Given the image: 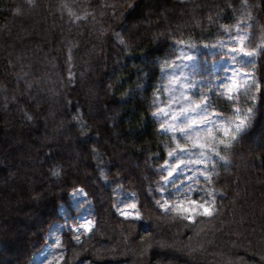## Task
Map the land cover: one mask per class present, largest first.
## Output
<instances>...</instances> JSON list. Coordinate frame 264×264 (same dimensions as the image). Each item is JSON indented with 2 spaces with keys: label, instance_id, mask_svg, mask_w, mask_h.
<instances>
[{
  "label": "trees",
  "instance_id": "trees-1",
  "mask_svg": "<svg viewBox=\"0 0 264 264\" xmlns=\"http://www.w3.org/2000/svg\"><path fill=\"white\" fill-rule=\"evenodd\" d=\"M151 1L0 0V134L22 138L15 149L28 160L20 162L24 177L3 190L27 201L18 210L24 223L9 224L0 208V264H30L77 190L90 205L92 229L75 235L63 228L47 264H264V0ZM145 19L155 24L132 26ZM238 27L247 32L239 49L254 53L247 65L254 77L229 100L206 83L201 57L221 56L203 47ZM190 46L199 60L191 100L208 97L207 110L224 121L254 108L235 141L219 130L200 134L212 158L207 179L185 199L204 204L209 215L160 207L176 201L163 186L162 166L185 143L163 133L154 114L167 67ZM0 150L12 151L1 138ZM14 167L0 154V183ZM127 195L140 219L117 214ZM254 210L261 219L249 216Z\"/></svg>",
  "mask_w": 264,
  "mask_h": 264
},
{
  "label": "rangeland",
  "instance_id": "rangeland-1",
  "mask_svg": "<svg viewBox=\"0 0 264 264\" xmlns=\"http://www.w3.org/2000/svg\"><path fill=\"white\" fill-rule=\"evenodd\" d=\"M146 3L149 6L153 4L151 0H146ZM169 11L170 10H167V13ZM154 24L155 21L153 19H145L132 26L135 28L136 26L150 28ZM246 35L247 32L242 27H238L234 32L228 35L226 40L219 42L212 48L207 46L203 47L205 51L217 50L222 53L221 56L211 60H208L203 56L201 57V61L203 66L210 72V77H208L206 83L212 84L214 88H217L226 95H229L226 89L231 88V95L233 96L242 84L251 81L254 77L253 68L247 66L253 60L254 53L251 57L243 56L239 49V46ZM197 54L198 50L194 49L192 46L186 47L181 51L176 62L167 67V83L162 99L163 104L156 111L155 114L157 115H154L155 118L160 121L161 125H164L165 130H161L163 133L182 137L185 143L184 147H179L173 152L174 154L172 156L168 155L162 169L166 173V177H168L169 171L176 169L177 165L180 166L178 170L174 171V175L169 177L167 181L164 179L163 186L165 189H169L176 193V201L173 204L166 201L168 205L167 208L174 206L178 211L182 213L184 212L188 215H191L198 210L204 212V208L199 207L200 204H191L189 200L185 199V196L190 194L197 180L207 179V163L212 158L211 151L202 142L200 134L211 130H219L223 132L228 121H232L233 124L236 122L233 120L224 121L215 113V115H209L210 123L208 125L203 127H192V130L189 131L187 135L181 134V129H187L189 126L199 125L202 116L204 115L203 109L197 108V105H200L201 103L191 100L189 96V93L194 90L192 84L194 80L191 77V70L197 67V62L199 61ZM186 57H191V59H187ZM207 112L209 114L213 113L209 110H207ZM3 121L4 123L2 126L6 130L9 125L7 117H5ZM213 125H215V127H213ZM22 136L23 141L27 139L24 135ZM0 138L3 148H10L12 150L9 154H5L0 150V154L3 155L7 165H10L13 162L16 167H14L12 173H8L4 181L0 183V208L2 211V219L6 220L9 224L14 220H19L21 223H24V218L21 216L22 212L18 210H20L21 204L27 201V198L22 194H17V192H14L12 195L3 192V190L7 188L8 190H12L13 187L8 186L16 184V179H22L27 172L22 163L23 160H28L25 157H22L24 154L15 149V144L17 145L19 141H22V138L16 137L13 133H8V130L0 134ZM33 138H36V136ZM200 145H204V147H200ZM181 148L185 149V151L180 152L179 150ZM165 193V191H162L163 196ZM84 198V193L81 190H77L71 194V209L67 211L63 208L60 209L59 212L63 218L62 222L52 226L47 243L33 256L30 264H47L51 242H54L57 239V234L63 228L70 229L75 235L88 233L92 229L93 222L90 218V205L84 200ZM133 203L136 204L135 197L132 195L120 197L115 205L117 214L120 217L126 218L121 213L124 211L133 212V210L128 207ZM11 209L14 210L15 213L17 211L19 213L14 214L15 219L8 216V212ZM184 209H189V211H184ZM191 209H195V211H192ZM256 212L257 210H254L251 213L249 212V216H251V218H254L255 216L257 219L260 217L261 219V214ZM127 218L132 217L129 216ZM14 230L15 232L22 233V230H19L17 227H15ZM110 235L112 236V233ZM254 240V245H259L261 243L258 241V238ZM22 242L23 241H20L19 244H23ZM167 248L168 245L166 244L163 246L162 251Z\"/></svg>",
  "mask_w": 264,
  "mask_h": 264
},
{
  "label": "snow or ice",
  "instance_id": "snow-or-ice-1",
  "mask_svg": "<svg viewBox=\"0 0 264 264\" xmlns=\"http://www.w3.org/2000/svg\"><path fill=\"white\" fill-rule=\"evenodd\" d=\"M233 51H235V50H233ZM241 55L247 56V57H251L253 55V53H251V52H243V50H241ZM186 58L187 59H191V57H186ZM256 87H257V89L259 88L258 85H256ZM226 91L229 93L227 98L229 100L232 99V95H231V91L232 90H231V88L226 89ZM253 103H255V97H253ZM208 107H209L208 97H204L203 100L201 101V104L197 105V108L203 109V111H204V115L202 116L201 123L199 125L189 126L187 129H181L180 132H181L182 135H187L188 132L192 130V127H203V126L208 125L210 123L209 115H215V112L209 114L207 112ZM237 112H238V110H237ZM253 112H254V108H249L247 110V113L243 115V118H238V121L235 122L234 124H233L232 121H228L227 122V126L223 130V135L225 137H230L231 141H235L237 139V136L242 134L246 130V128L248 127V122L251 120ZM154 115H157V114H154ZM213 127H215V125H213ZM161 130L162 131L165 130L164 125H161ZM220 143L223 144L225 148L230 146V144L227 143L225 140H221ZM200 147H204V145H200ZM179 151L183 152V151H185V149L181 148ZM173 154H174L173 152H169V156H172ZM217 155H218V153H217ZM221 159H223V157H221ZM179 167L180 166L177 165L176 169H174L173 171H169V176L164 178L165 181H167L169 179V177L173 176L174 175V171L178 170ZM194 195H195V193H194ZM157 203L160 204L159 201H157ZM190 203L195 205L197 202L195 200H192V201H190ZM167 206H168L167 202H165L164 204H160V207H162V208H167ZM128 207L130 209H132L133 212L124 211V212L121 213L122 215H124L126 218L129 217V216H131L134 219H140L141 218L140 213L138 211H135L137 209V205L135 203L129 205ZM178 207H181V206H178ZM199 207L204 208V214H206V215L211 214L210 211H209V208L205 207L204 204L199 205ZM191 210L195 211V209H191ZM184 211H189V209H184ZM187 218L189 220L192 219L191 216H189Z\"/></svg>",
  "mask_w": 264,
  "mask_h": 264
}]
</instances>
